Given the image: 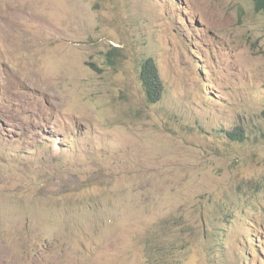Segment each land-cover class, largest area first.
Returning <instances> with one entry per match:
<instances>
[{"label":"rangeland","instance_id":"rangeland-1","mask_svg":"<svg viewBox=\"0 0 264 264\" xmlns=\"http://www.w3.org/2000/svg\"><path fill=\"white\" fill-rule=\"evenodd\" d=\"M0 264H264V4L0 0Z\"/></svg>","mask_w":264,"mask_h":264},{"label":"trees","instance_id":"trees-1","mask_svg":"<svg viewBox=\"0 0 264 264\" xmlns=\"http://www.w3.org/2000/svg\"><path fill=\"white\" fill-rule=\"evenodd\" d=\"M257 3L263 5L264 0H257ZM140 77L146 88L149 101L152 103L160 102L165 94V86L159 67L153 58L142 60ZM229 137L234 140H245L246 135L244 129L239 127L234 132H230Z\"/></svg>","mask_w":264,"mask_h":264}]
</instances>
